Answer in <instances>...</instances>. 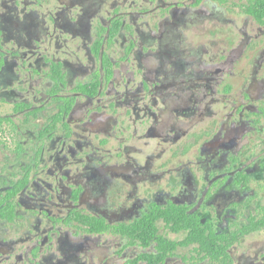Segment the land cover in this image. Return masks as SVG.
Wrapping results in <instances>:
<instances>
[{
    "label": "flooded vegetation",
    "instance_id": "obj_1",
    "mask_svg": "<svg viewBox=\"0 0 264 264\" xmlns=\"http://www.w3.org/2000/svg\"><path fill=\"white\" fill-rule=\"evenodd\" d=\"M0 264H264V0H0Z\"/></svg>",
    "mask_w": 264,
    "mask_h": 264
}]
</instances>
